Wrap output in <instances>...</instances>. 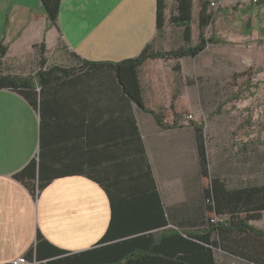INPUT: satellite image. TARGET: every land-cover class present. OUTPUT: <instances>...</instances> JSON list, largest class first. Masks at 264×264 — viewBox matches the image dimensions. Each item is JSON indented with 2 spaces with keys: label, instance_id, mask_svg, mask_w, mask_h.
<instances>
[{
  "label": "crops",
  "instance_id": "crops-1",
  "mask_svg": "<svg viewBox=\"0 0 264 264\" xmlns=\"http://www.w3.org/2000/svg\"><path fill=\"white\" fill-rule=\"evenodd\" d=\"M192 1L194 44L200 1ZM215 1L244 11L255 6L251 0ZM10 2L0 33L1 74L34 75L29 66L42 55L47 64L63 66L80 59L129 58L156 32V0H61L54 23L41 0ZM215 28V34L220 32ZM154 59L146 60L139 72L146 110L125 95L106 68L53 72L42 87L34 77V105L14 89L0 88V264L27 255L38 232L46 241L38 260L45 262L60 257L47 253L49 245L77 253L98 244L108 228L114 235L105 244L149 232L157 236L163 228L203 226L204 178L194 128L201 121L188 122L184 112L185 107L196 114L199 92L185 101V81L173 79L168 74L172 68ZM40 158L44 174L46 169L56 177L33 196L14 175ZM161 213L165 227L156 223ZM261 213L250 224L264 229V209ZM251 237L264 241L263 236ZM256 248L252 239L233 245L235 254L216 249L215 255L220 264H256L247 257Z\"/></svg>",
  "mask_w": 264,
  "mask_h": 264
},
{
  "label": "trees",
  "instance_id": "trees-1",
  "mask_svg": "<svg viewBox=\"0 0 264 264\" xmlns=\"http://www.w3.org/2000/svg\"><path fill=\"white\" fill-rule=\"evenodd\" d=\"M199 1L198 41L194 44L191 39L193 1L174 0V9L168 20L164 13L166 7L164 1L156 0V28L160 29L167 21L179 27L183 42L181 46L175 49L158 50L153 47L151 40L136 56L117 61L80 59L77 65L72 66L47 64L46 58L42 55L34 75L20 76L0 73V88L14 89L34 105L31 91L34 77L42 87L45 82L49 81V74L53 72L66 74L85 69L106 68L117 77L125 95L141 109L146 110L141 94L140 66L146 60L154 58L195 57L210 42L215 41L212 39L213 35L206 37L204 33L205 26H208L211 21L210 0ZM41 2L51 23L56 22L61 0H41ZM257 4L260 2L257 1ZM151 112L155 114L156 121L159 122L160 117L154 111ZM194 128L197 130L199 171L202 178L207 180L202 184L207 217L205 221H202L201 228L188 231L163 228L157 236L153 232H149L105 244L103 242L114 235L111 233V229L109 232L108 228L98 244L77 253H68L66 250L48 244L52 250H48L47 253L55 252L60 257L56 260L46 259L45 262L38 260L42 255L41 243L46 242L38 232L36 242L31 246L27 255L25 254L26 257H30L28 261H34L33 264H218L215 255L216 249L235 254L232 249L233 245H239V243L244 245L245 241L251 242L253 239V244L257 248L254 249V255L247 254V257L256 264H264V241L251 237H264V229L250 224V221L262 216L261 211L264 209V174L255 181L241 178L237 180V185H239L238 182L241 185L231 186L232 180L226 175L221 176L217 169H211L203 123L195 125ZM43 164L41 158L39 160L32 159L14 175L17 180L28 187L33 196L37 195L51 179L56 177V175L46 174V169L44 174ZM156 223H159L158 227H165L167 219L163 213L158 216Z\"/></svg>",
  "mask_w": 264,
  "mask_h": 264
},
{
  "label": "rangeland",
  "instance_id": "rangeland-1",
  "mask_svg": "<svg viewBox=\"0 0 264 264\" xmlns=\"http://www.w3.org/2000/svg\"><path fill=\"white\" fill-rule=\"evenodd\" d=\"M10 1L0 0V33ZM251 1L255 6L245 11L235 4L209 5L211 21L204 33L215 41L195 57L154 59L172 68L168 74L173 79L185 81V101L191 92H199L196 114L188 118L184 107L186 119L203 123L212 170L221 169L234 182L255 181L264 174V92L258 65L260 51L264 55V0ZM173 9L172 2L168 20ZM218 26L220 32L215 34ZM180 31L167 21L156 28L151 43L158 50L175 49L183 44ZM37 64L31 63L28 70L37 69Z\"/></svg>",
  "mask_w": 264,
  "mask_h": 264
},
{
  "label": "built area",
  "instance_id": "built-area-1",
  "mask_svg": "<svg viewBox=\"0 0 264 264\" xmlns=\"http://www.w3.org/2000/svg\"><path fill=\"white\" fill-rule=\"evenodd\" d=\"M164 1V3H165V9H164V13H165V15L168 13V11L170 10V5L172 4V2L174 1V0H163ZM254 1H256V0H254ZM217 3V1H215V0H210V3H209V5L210 6H215V4ZM187 117L188 118H191L192 117V115L191 114H187ZM11 264H33V262H30V261H28V260H26V258H25V256L24 255H22V256H20V257H17V258H15V259H13L12 261H11Z\"/></svg>",
  "mask_w": 264,
  "mask_h": 264
}]
</instances>
